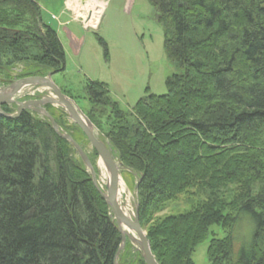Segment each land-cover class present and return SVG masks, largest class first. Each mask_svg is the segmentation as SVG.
<instances>
[{
  "label": "trees",
  "instance_id": "16d2710c",
  "mask_svg": "<svg viewBox=\"0 0 264 264\" xmlns=\"http://www.w3.org/2000/svg\"><path fill=\"white\" fill-rule=\"evenodd\" d=\"M148 1L175 66L167 92L147 87L124 108L108 84L87 80L90 118L136 177L159 264H196L205 241L210 264H264V0ZM7 5L31 15L30 28L8 19ZM0 13L1 70L30 58L43 67L30 75L65 71L64 47L33 0H0ZM72 150L31 111L0 115V264L119 263L112 208ZM192 187L206 198L160 215Z\"/></svg>",
  "mask_w": 264,
  "mask_h": 264
},
{
  "label": "rangeland",
  "instance_id": "374dc122",
  "mask_svg": "<svg viewBox=\"0 0 264 264\" xmlns=\"http://www.w3.org/2000/svg\"><path fill=\"white\" fill-rule=\"evenodd\" d=\"M88 4L90 8H95L96 11L98 5L99 7L104 6L97 30H93L91 27L85 28L82 20L75 19L76 22L73 20L72 22L77 27H75L74 31L79 35L87 36L83 49H88L89 54L94 60L90 66L87 65L84 70H81L78 56L67 49V52H65V71L59 73L60 76L57 74L52 75V79L56 84L58 83L57 85L61 91L90 120V115L94 113V110L85 89L88 75V77L91 76L92 80H101L107 83L111 97L124 108L133 106L139 98L146 95L147 87H149L150 93H166L165 81L167 76L174 72L175 66L164 51L163 28L154 18V10L151 3L148 0H88ZM7 6L9 9L7 12L8 19L15 20L19 29L29 27L30 22L35 20H33L31 15L26 14L25 11L20 10L17 5ZM89 12L93 11L89 9ZM1 15L0 13V19L3 18ZM77 16L79 15L77 14ZM100 37L104 38L108 46L109 56L106 59L104 46L99 40ZM31 51H35L34 54H39V49L36 47ZM39 70H43V67H40L34 60H30V58L8 65L4 70L0 69V89L17 79L34 76V74L30 75V72H37ZM10 80L11 82L9 83ZM54 96V92L49 88L26 86L16 99L23 102ZM10 106L14 111H17V103L10 104ZM43 107L55 119L57 124V121L61 123V126L58 124L60 132L70 134L84 149L95 169L98 191L107 193L108 172L103 167L99 156L95 154L85 134L61 105L47 104ZM25 110L31 111L36 117L50 121L46 115L38 111L32 109ZM94 129L98 137L108 146V139L104 133L95 125ZM108 148L120 168L121 183L118 202L124 211L133 217L136 210H138V183L135 182L136 177L128 176L126 169L122 167L118 159V155L115 154V149L113 147ZM72 149V155L76 160L84 164L92 177L90 169L82 160L73 144ZM201 190L204 191L203 189ZM189 191V195L182 194L178 199L168 202L164 210L160 212V215L184 212L190 209L194 202L203 201L206 198L205 194L201 193L198 187H192ZM230 194H232L230 191L222 192V196H225L227 201L231 198ZM241 227V229L246 228L245 225H241ZM129 231L132 234V231ZM235 243H237V248L240 240L237 239ZM207 246L208 243L205 241L196 247L193 254V260L196 264H210L207 256ZM119 250L121 255L118 264H141L140 248L130 239L127 238L125 244L120 246Z\"/></svg>",
  "mask_w": 264,
  "mask_h": 264
},
{
  "label": "water",
  "instance_id": "95a60500",
  "mask_svg": "<svg viewBox=\"0 0 264 264\" xmlns=\"http://www.w3.org/2000/svg\"><path fill=\"white\" fill-rule=\"evenodd\" d=\"M52 75L53 73H48L45 76L34 75L23 77L13 81L6 87L1 88L0 115L14 118L18 117L20 113L25 109H32L46 115L49 118L55 132L60 137L67 139L74 145L82 160L90 169L93 177V182L97 187L95 169L88 155L70 134L60 132L55 119L44 109L43 106L47 104H53L61 105L62 107H64L67 110L70 118L79 126V128L85 134L92 148L96 151L97 155L99 156L103 167L108 172L109 178L106 190L107 193H100L112 208V212L114 214L118 230L121 233V246L125 244L126 239L128 238L139 246L141 255L146 264H159L154 254L152 253L146 232L140 224L138 210H136L134 216L131 217L123 210V208L118 202V195L121 183L120 168L116 160L114 159L110 149L108 148L106 143L98 137L91 120L86 115H84L77 107V105L61 91L60 87L52 79ZM31 85L43 86L51 89L54 92L55 97H46L42 99L28 100L23 102L18 101L16 97L18 96L19 91L23 87ZM14 103L18 104L17 111L10 113L3 109L5 105H10ZM126 229L135 232L136 236L133 237L128 231H126ZM119 252L120 250L118 251V254Z\"/></svg>",
  "mask_w": 264,
  "mask_h": 264
},
{
  "label": "crops",
  "instance_id": "0c3cea01",
  "mask_svg": "<svg viewBox=\"0 0 264 264\" xmlns=\"http://www.w3.org/2000/svg\"><path fill=\"white\" fill-rule=\"evenodd\" d=\"M33 1L40 8L41 18L43 22L50 25L57 32L65 52H67V49H69L72 52H74L76 56H78L81 70H84L87 65L90 66L91 62L94 59L89 54L88 49H83V46L86 43L85 39L87 38V36L79 35L76 31H74L76 26L73 25L74 22H72V20L76 22L77 17H79L81 13L89 12V9L90 11H93L95 9V8L93 9L90 8L88 4V0H82V1L81 0H33ZM77 14L79 16H77ZM99 40L100 42L101 41L105 42L104 38L102 37H100ZM101 44L103 45L102 42ZM107 50H108V46H107ZM104 55L106 59L109 56V51L108 54H106L105 51ZM56 74L60 76L59 73ZM88 76L86 79L92 80L90 78L91 76L90 77Z\"/></svg>",
  "mask_w": 264,
  "mask_h": 264
},
{
  "label": "built area",
  "instance_id": "2783aa9c",
  "mask_svg": "<svg viewBox=\"0 0 264 264\" xmlns=\"http://www.w3.org/2000/svg\"><path fill=\"white\" fill-rule=\"evenodd\" d=\"M99 9H100L99 10L100 14H99V17L97 19V22H94V18H95L94 12L96 11L95 9L93 10V12H87V13H83L80 15L79 20H82L83 26L85 28L91 27L93 29H96L98 27V23H99V20L101 18V15H102L103 6H100ZM92 13H93V15H92Z\"/></svg>",
  "mask_w": 264,
  "mask_h": 264
},
{
  "label": "bare ground",
  "instance_id": "6f19581e",
  "mask_svg": "<svg viewBox=\"0 0 264 264\" xmlns=\"http://www.w3.org/2000/svg\"><path fill=\"white\" fill-rule=\"evenodd\" d=\"M99 10H100V9L98 8L97 11L94 12V13H95V14H94V16H95V18H94V22H97V19H98L99 14H100ZM92 15H93V13H92ZM31 86H32V85H31ZM33 86H34V85H33ZM36 86H37V85H36ZM46 88H47V87H46ZM19 92L21 93L22 90H20ZM54 97H55V96H54ZM123 210H124V209H123ZM125 212H126V211H125ZM126 231H128V232L130 233V231H129L128 229H126ZM131 233H132L131 235H132L133 237L136 236L135 232L132 231Z\"/></svg>",
  "mask_w": 264,
  "mask_h": 264
}]
</instances>
